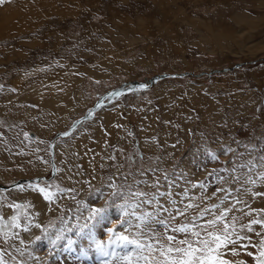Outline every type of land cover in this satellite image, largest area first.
I'll list each match as a JSON object with an SVG mask.
<instances>
[{
  "label": "rangeland",
  "instance_id": "374dc122",
  "mask_svg": "<svg viewBox=\"0 0 264 264\" xmlns=\"http://www.w3.org/2000/svg\"><path fill=\"white\" fill-rule=\"evenodd\" d=\"M165 33L175 34L179 46L170 44L171 56L161 59ZM228 38L232 45L223 53L214 49ZM109 103L119 105L106 110ZM100 104L107 106L94 115L90 108ZM101 117L109 132L118 133L106 135ZM116 122L125 123L124 129L114 127ZM74 135L79 139L71 141ZM153 138L149 150L144 142ZM234 141L255 145V157L264 155V0H10L0 5V183L11 188L0 189L4 264H121L119 256L138 250L109 244L110 236L115 239L110 228L124 231L120 210L109 207L105 220L81 212L111 204V189H100L108 172L99 164L127 163L128 156L139 164L146 155L155 156L158 144L160 155L175 156L178 171L192 182L206 180L211 191L217 181L208 172L221 160L234 159L225 150L245 151ZM106 143L117 148L108 151ZM109 152L116 161L106 159ZM114 179L119 183L121 177ZM65 185L76 190H58ZM39 188L56 196V203ZM33 193L47 203L45 211ZM190 195L202 193L192 189ZM262 201L251 200V209L237 205L252 213L248 219L241 211L230 213L241 220L236 232L251 237L239 242L248 245L239 247L237 257L245 264H256L261 251L258 241L264 235L255 232L264 234V227L253 225L248 233L244 225L264 217ZM61 231L63 239L56 240ZM69 239L76 241L71 250ZM96 242L110 254L101 255ZM131 264L143 261L133 256Z\"/></svg>",
  "mask_w": 264,
  "mask_h": 264
},
{
  "label": "snow or ice",
  "instance_id": "6c2138e0",
  "mask_svg": "<svg viewBox=\"0 0 264 264\" xmlns=\"http://www.w3.org/2000/svg\"><path fill=\"white\" fill-rule=\"evenodd\" d=\"M7 2L10 0H0V5ZM140 88H147V85L141 84ZM88 115L91 116L92 113L89 112ZM114 127L121 125L117 124ZM127 135L132 136V132L128 131ZM25 136L27 138V134ZM154 143L155 138L151 141L146 140L144 146L151 150ZM236 143L237 148L243 146L245 151L238 153L231 147L225 150L230 152L234 159L221 160L219 168H213L208 172V176H215L217 181L216 188L211 191L206 180L192 182L188 179L187 173L178 171L175 156L160 155L162 148L158 144L156 149L159 151L155 156L146 155L139 164L134 163L131 156L125 158L127 163L99 164L100 169L108 172V187L111 191L107 199L111 200V204L106 203L103 207L90 209L89 218H103L109 207H117L120 210L124 217L120 225L124 231L115 233L110 228L109 232L113 233L115 239L110 236L109 244H115L116 247L125 250L129 245H134L138 250L119 256L121 264H131L133 256L137 262L142 260L143 264H245L244 259L237 257L240 256L239 247L247 248L248 245H239V242L246 238L250 240L251 237L236 232L235 223L241 220L239 216L230 213L241 211L245 219H248L252 213H243L237 205L251 209V200L264 197V155L253 156L255 145L250 147L241 145L240 142ZM105 146L109 145L106 143ZM172 147L175 148L176 144ZM118 151L123 154L124 149ZM208 155L213 161L218 160L215 152H209ZM106 159L116 161L117 157L109 153ZM169 162L170 167H161L162 164ZM117 176L121 177L119 183L114 179ZM192 189H197L202 195L193 198L190 195ZM35 190L44 193L45 199H50L44 188ZM229 197H232V200H229ZM117 201L122 203L118 204ZM261 210L257 208L255 211ZM205 217L209 219L205 220ZM12 219L15 226L19 227V224L15 223L17 218ZM226 219L234 222L231 227L225 222ZM257 224L264 227V217L251 218L250 224L244 226L247 227L248 233H252L254 231L252 226ZM35 227L39 228L40 225L36 224ZM83 227L87 225L82 226L81 231ZM24 231L27 232L28 228L25 227ZM255 235L260 237L264 234L257 231ZM7 236L5 233L6 239ZM55 239H63L62 231ZM75 243L76 241L69 239L68 249L71 250ZM258 243L261 251L256 258V264H264V239ZM96 249L103 256L110 254L99 242H96ZM247 256L251 257L253 253L248 251ZM0 264H4L2 254Z\"/></svg>",
  "mask_w": 264,
  "mask_h": 264
},
{
  "label": "crops",
  "instance_id": "0c3cea01",
  "mask_svg": "<svg viewBox=\"0 0 264 264\" xmlns=\"http://www.w3.org/2000/svg\"><path fill=\"white\" fill-rule=\"evenodd\" d=\"M157 7H158V4H157ZM252 16H255V15H252ZM255 18V17H254ZM196 24H198V22H195ZM224 30L225 31H227L228 30V27H225L224 28ZM229 31V30H228ZM230 34V33H229ZM230 37V36H229ZM165 38H166V41H167V43L162 47V49L160 50V56H161V59H165V58H167V57H169V56H171V54L169 53V50H168V46L170 45V44H176L177 46H179V40L177 39V37L175 36V34H173V35H167V33H165V36H163L162 37V39H164V41H165ZM169 39H171V41H169ZM229 40H230V38H228V41L226 42V44L223 46V47H221V46H219L218 48H214V49H219L222 53H223V50H225L226 49V47H228L229 45H232V43H231V41L229 42ZM180 54H184V55H187L184 51H180ZM185 59H187V58H185ZM113 81V80H112ZM181 87H183L182 85H181ZM111 102V101H110ZM112 104V103H111ZM115 104H118L119 105V103H115ZM114 104V105H115ZM109 105H110V103H109ZM114 105H110V107H107L106 108V110H110V109H113V106ZM107 106V105H106ZM102 110V109H101ZM145 118H147V114H145ZM98 124L100 125V127H103L104 128V130H103V132H105L106 133V135H109L110 133H113V135H115V134H117L118 133V130H110V132H109V130H108V128H107V125H106V120H104L103 119V117H101V119L98 121ZM115 125H117V124H119V125H121V128L122 129H124V126H125V123H114ZM128 129H129V127H128ZM98 130H100L99 129V126H97V132H98ZM94 132H95V130H94ZM83 133V132H82ZM85 133V132H84ZM91 136V135H90ZM75 135L71 138V141H76L77 139H79V137H75ZM92 138H94V140H95V137H92ZM113 139L114 140H116V138H114L113 137ZM113 148H117V147H115V145L113 144V143H111V144H109V146H108V151L110 150V151H112L113 150ZM72 151V153H80V150L79 149H72L71 150ZM110 153V152H109ZM77 168L80 170L79 172L80 173H82L83 175L85 174H87V172L84 170V167L83 166H77ZM82 171V172H81ZM87 176V175H86ZM84 178H86V177H84ZM78 182H80V179H77L76 180V183H78ZM86 184L87 185H90V183L88 184V182L86 181ZM55 186V185H54ZM67 188H66V190H76L74 187H72V186H68V185H65ZM106 186H108V182H107V184L104 186V187H102V188H100V189H103V188H105ZM54 201H53V203H56V196H54ZM77 201H79V199H77ZM51 202V201H50ZM85 210H87L88 211V213H89V210L87 209V208H84V209H81V212L83 213V214H85ZM88 213H87V215H88ZM86 215V214H85Z\"/></svg>",
  "mask_w": 264,
  "mask_h": 264
},
{
  "label": "bare ground",
  "instance_id": "6f19581e",
  "mask_svg": "<svg viewBox=\"0 0 264 264\" xmlns=\"http://www.w3.org/2000/svg\"><path fill=\"white\" fill-rule=\"evenodd\" d=\"M97 108V107H96ZM98 109V108H97ZM68 135H70V134H67V135H65V136H68ZM21 192V191H20ZM33 195L35 196V197H37V195H35L34 193H33ZM39 196V195H38ZM37 198H39V197H37ZM40 209L42 210V211H45L46 210V206H48L47 205V203L42 199V197L40 196ZM49 204V203H48ZM39 205V204H38ZM44 207V208H43ZM48 209H49V207H48ZM48 211V210H47ZM47 213V212H46ZM38 217H39V215H38ZM104 219V218H103ZM105 220V219H104ZM94 224H96V223H94ZM97 225H98V223H97ZM95 226V225H94ZM99 227H103V225H102V220H100L99 221V225H98ZM111 226V225H110ZM98 228V227H97ZM98 231V230H97ZM102 231H104V228H103V230ZM108 233V232H107ZM109 234V233H108ZM85 243L86 244H88V245H90L91 244V241L89 240V239H87L86 241H85ZM93 245V244H92Z\"/></svg>",
  "mask_w": 264,
  "mask_h": 264
},
{
  "label": "water",
  "instance_id": "95a60500",
  "mask_svg": "<svg viewBox=\"0 0 264 264\" xmlns=\"http://www.w3.org/2000/svg\"><path fill=\"white\" fill-rule=\"evenodd\" d=\"M98 106H99V105H98ZM92 110H93V113H95V111L97 110V108L94 107ZM0 188H6V186H5V185H0Z\"/></svg>",
  "mask_w": 264,
  "mask_h": 264
},
{
  "label": "built area",
  "instance_id": "2783aa9c",
  "mask_svg": "<svg viewBox=\"0 0 264 264\" xmlns=\"http://www.w3.org/2000/svg\"><path fill=\"white\" fill-rule=\"evenodd\" d=\"M111 29V28H110ZM36 135H34L33 137H35ZM71 140V139H70ZM70 140H69V142H70Z\"/></svg>",
  "mask_w": 264,
  "mask_h": 264
}]
</instances>
